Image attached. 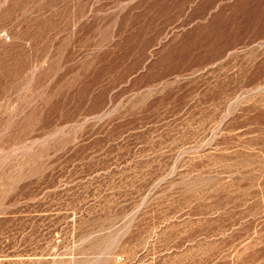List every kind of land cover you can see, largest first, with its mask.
I'll use <instances>...</instances> for the list:
<instances>
[{
  "label": "rangeland",
  "instance_id": "obj_1",
  "mask_svg": "<svg viewBox=\"0 0 264 264\" xmlns=\"http://www.w3.org/2000/svg\"><path fill=\"white\" fill-rule=\"evenodd\" d=\"M0 264H264V0H0Z\"/></svg>",
  "mask_w": 264,
  "mask_h": 264
}]
</instances>
